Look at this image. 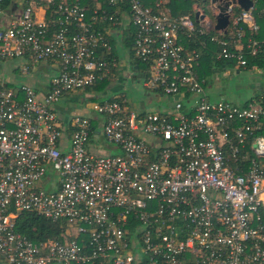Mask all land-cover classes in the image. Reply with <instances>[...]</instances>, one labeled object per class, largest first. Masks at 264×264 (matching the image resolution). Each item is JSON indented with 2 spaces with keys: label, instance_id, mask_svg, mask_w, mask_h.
Listing matches in <instances>:
<instances>
[{
  "label": "built area",
  "instance_id": "2783aa9c",
  "mask_svg": "<svg viewBox=\"0 0 264 264\" xmlns=\"http://www.w3.org/2000/svg\"><path fill=\"white\" fill-rule=\"evenodd\" d=\"M84 1L0 0V60L27 58L22 73L57 68L44 91L0 78V264H264V93L208 98L184 38L208 34L223 6L229 23L209 36L216 57L246 68L264 43L246 31L258 30L254 0H210L214 21L198 8L199 27L164 0ZM130 26L135 55L150 62L143 86L170 108L136 112L118 95L61 120L64 94L118 70L111 40ZM98 128L119 153L89 149ZM23 211L65 220L73 237L27 238L15 230Z\"/></svg>",
  "mask_w": 264,
  "mask_h": 264
},
{
  "label": "rangeland",
  "instance_id": "374dc122",
  "mask_svg": "<svg viewBox=\"0 0 264 264\" xmlns=\"http://www.w3.org/2000/svg\"><path fill=\"white\" fill-rule=\"evenodd\" d=\"M205 10L208 15V9ZM117 42H119L117 46V51H119V69L117 74L113 78L111 77L106 80L104 84L90 91L80 89L71 92L72 96L69 99H63L58 105L57 114L60 117L69 118L75 115H93V102L103 101L118 95L125 96L131 102L136 112L161 111L166 105H171L170 98L165 95L157 96L153 91L143 86L142 78L137 76V72L131 65L127 50L120 41ZM237 70L234 66L227 67L219 73L212 75L211 83L208 84L209 86H206L208 93H210L209 95L215 93L220 99L242 104L253 94L264 89L263 64H254L251 67ZM13 74L6 66L0 71V78L6 79L9 84H17L21 82L20 78L25 77L18 69L16 74ZM210 98L213 99L212 96ZM101 143L105 147L108 145L104 139L101 140ZM53 177L56 178V175L53 174ZM42 186L46 190L49 189L48 181H44Z\"/></svg>",
  "mask_w": 264,
  "mask_h": 264
},
{
  "label": "trees",
  "instance_id": "16d2710c",
  "mask_svg": "<svg viewBox=\"0 0 264 264\" xmlns=\"http://www.w3.org/2000/svg\"><path fill=\"white\" fill-rule=\"evenodd\" d=\"M142 1L147 6L155 7L156 0H142ZM10 2L11 0H4V2L2 3V7L4 9H7ZM84 3L89 4L92 8L91 0H86L84 1ZM162 5L166 8H169L173 16L178 17L181 15H190L193 18L197 27H199L200 23H203L201 22L200 19L196 18V11L198 8H202L205 11L206 15L207 12L205 9H208L207 16H209L214 21V17L211 10L212 4L210 0H167ZM103 7L107 8L108 10L112 9L108 5H106V3L103 4ZM123 7L125 8L126 6ZM263 7H264V0H254L253 14L256 23L258 25V30L251 31V29H248L246 27L247 34L258 40H264V12H262ZM105 25L111 26L107 22L105 23ZM127 30H128V34L126 36L127 38L124 39V41L129 54L130 62L133 69L136 72L141 71V75L138 74L137 75L138 77H142L143 79L144 76L148 75L149 73L150 62H144L138 56L135 55L132 49L134 44L133 42L134 28L130 26L129 28H127ZM214 34L221 35V32L215 29L214 26H212L208 30V34H204V35L196 34V36L192 37L191 39L184 37L187 46L189 48L197 49L200 53V62H199V67L197 68V74H198V78L203 81L202 83L205 89H206V85L208 84V77H210L215 72V69L227 68L233 66L235 67V62H233L232 60H228L224 58L217 59L216 53L220 49L219 43L211 41L209 38L210 35H214ZM224 35H225L224 37L228 38L229 40H231L232 37L235 36L231 28V25H229V27L226 29ZM201 41H206L205 47L202 46ZM111 44L113 46L112 53L115 54L113 39L111 40ZM49 63L52 62L50 61ZM254 64L264 65V43H263V50L261 53L255 56L248 55L246 68L251 67ZM237 69H241V67H237ZM114 70L116 71V69ZM110 78L111 76L103 80L102 82L97 83L93 87H88L85 88L84 90L90 91L92 89H95L98 86L104 84V82ZM68 94L69 92L64 94V96ZM114 97L115 96H112L110 97V99ZM217 100H225V99H217ZM55 111H56V107H55ZM261 133L264 134V129L262 130ZM15 230L35 242L44 241L46 239H56V240L64 241L70 239V237H73V235L69 230V226L67 225L65 220L55 221L50 218H46L43 215H39L35 212H30V211H23L16 217ZM95 264H99V263H95Z\"/></svg>",
  "mask_w": 264,
  "mask_h": 264
},
{
  "label": "crops",
  "instance_id": "0c3cea01",
  "mask_svg": "<svg viewBox=\"0 0 264 264\" xmlns=\"http://www.w3.org/2000/svg\"><path fill=\"white\" fill-rule=\"evenodd\" d=\"M164 1H167V0H164ZM38 13H39L38 15H41V11L40 10L38 11ZM127 34H128V30L127 29L126 30H119L118 33L113 34V38H112L113 39V45L115 47L114 48L115 49V55L118 57V59H119V53H118L119 51H117V49H118L117 46H118V43L119 42H117V41H120L122 43V45L125 47V49L127 50V48L125 46V41H124V39L127 38L126 37ZM116 42H117V45H116ZM127 53H128V51H127ZM26 63H29V60L27 58H25V57L24 58L11 59V60L6 61V62L5 61L3 62V60H0V71L3 70V68L7 66V68H8L9 71H11L14 74H16V71L18 69V71L22 75H25V77L20 78V81L21 82H19L17 84H28V85H30V86L38 89V90L44 91L45 88L47 87L48 83H49V79L52 78V76L55 75L56 72H57L56 64L55 63H49V62H41L34 69L30 70L28 73H22L21 70H20V68H21V66H23ZM118 69H119V67H118ZM224 69H226V68L215 69V72L212 75H214L216 73H219L220 71H222ZM117 71L118 70H116L115 73L111 76L112 78L117 74ZM237 71H239V69ZM137 74L138 75H141V71L137 72ZM211 76L208 77V84H210L211 81H212L211 80ZM140 78H142V77H140ZM14 79L15 80H18L17 78H14ZM205 90H206V93L208 95V98H210V96H212L213 97L212 100L220 99V98H218L216 96L215 93H211L213 95H209L210 93H208L207 88ZM261 93H264V89L260 90V92H256L255 94H253V96H256V95L261 94ZM70 96H72L71 93H69L68 95L64 96L56 104V106H55L56 107V111L59 108L58 107L59 103L63 99H69ZM170 106L171 105H166L163 108V110H161V112L169 109ZM61 118L62 119H65V118H68V117H61ZM102 139H104V138L101 135L100 128H98L96 130V133L91 137L90 144H89V149L91 151H93V152H96V153H105V154H114V153H119L120 152V150L118 148H116L115 146H113V145H111L109 143H107L108 145L106 147L103 146L102 143H101V140ZM64 140H65V138H64Z\"/></svg>",
  "mask_w": 264,
  "mask_h": 264
},
{
  "label": "water",
  "instance_id": "95a60500",
  "mask_svg": "<svg viewBox=\"0 0 264 264\" xmlns=\"http://www.w3.org/2000/svg\"><path fill=\"white\" fill-rule=\"evenodd\" d=\"M212 1H215V0H212ZM237 2L244 9H248L252 5L251 0H237ZM228 23H229V17L225 13L224 7L223 6H219V13L216 15V22H215L214 28L217 29V30L225 29L226 26L228 25Z\"/></svg>",
  "mask_w": 264,
  "mask_h": 264
}]
</instances>
